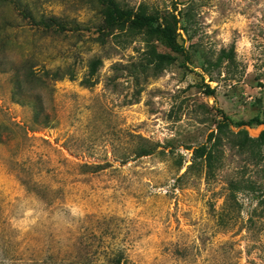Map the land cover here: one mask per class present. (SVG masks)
<instances>
[{"label":"rangeland","instance_id":"obj_1","mask_svg":"<svg viewBox=\"0 0 264 264\" xmlns=\"http://www.w3.org/2000/svg\"><path fill=\"white\" fill-rule=\"evenodd\" d=\"M20 1L34 21L0 3V264H264V162L229 143L264 130L247 124L264 119V0H198L191 42L178 31L189 61L173 54L157 76L127 70L142 58L140 36H99L100 0ZM115 1L168 16L188 0ZM231 46L233 66L207 75ZM150 47L171 53L158 36ZM92 59L102 66L86 88ZM29 66L69 67L73 79L30 81ZM38 98L49 127L33 121ZM221 113L231 123L219 168L209 179L186 172Z\"/></svg>","mask_w":264,"mask_h":264},{"label":"trees","instance_id":"obj_2","mask_svg":"<svg viewBox=\"0 0 264 264\" xmlns=\"http://www.w3.org/2000/svg\"><path fill=\"white\" fill-rule=\"evenodd\" d=\"M198 0H188L182 4L181 7L173 6L168 16L159 14L158 11L151 10L148 5L141 3L137 8L128 7L116 2L115 0H100L102 11L105 14L103 23L98 27L99 36H104L108 32L114 30L125 31L132 36H140L141 40L145 43V49L142 52V58L127 67L131 74H147L157 76L166 66L175 62L173 54L180 55L184 58L185 62L189 61L188 51L184 44L178 42L179 30H182L186 36L187 41L191 42L192 36L189 34V27L192 23V15ZM10 2L15 8H22L24 16L34 21L32 14L22 7L20 0H0V3ZM38 23L45 29H62L63 24L57 17H43L40 16ZM154 36L161 38L171 53L157 55L150 47L151 39ZM100 38V37H98ZM193 46V45H190ZM234 50L231 46L228 50L221 49L214 62L208 61L206 67L202 70L208 75L209 67H217L225 64L230 68L234 64ZM102 61L100 59H92L88 64L87 77L81 80V85L89 88L92 86L91 79L96 76ZM118 65H116L117 67ZM28 80H42L45 85L54 83L68 77L73 79V72L69 67L56 68L54 70L42 69L41 71H34L32 67H28L27 76ZM21 92L19 86V73L16 72L14 79V92L12 98L16 104H22L16 97ZM207 96L214 94V89L205 86ZM33 109L34 123L49 127L51 121L48 115H44V119L40 121L44 111L40 98L36 99L31 104ZM231 123L229 117L221 113V121L217 124V133H211L205 143L192 150L190 165L187 167L186 172L201 169L206 179L214 176L215 171L219 168L221 163L220 146L225 136V131L228 129V124ZM247 124L250 127L264 126V119L259 116L252 118ZM242 126V124H239ZM229 143L233 148H236L240 154H245L255 160L257 163L264 162V130H262L257 137L252 138L245 130H240L236 133L235 137L229 139ZM155 148L147 147L137 154L138 157L150 155ZM182 165V164H181ZM180 165V166H181ZM115 264H120V260L116 259Z\"/></svg>","mask_w":264,"mask_h":264}]
</instances>
